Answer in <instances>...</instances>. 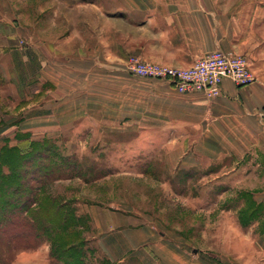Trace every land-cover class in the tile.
Returning a JSON list of instances; mask_svg holds the SVG:
<instances>
[{
	"label": "crops",
	"instance_id": "0c3cea01",
	"mask_svg": "<svg viewBox=\"0 0 264 264\" xmlns=\"http://www.w3.org/2000/svg\"><path fill=\"white\" fill-rule=\"evenodd\" d=\"M31 1L0 0V146L61 139L119 148L129 162L143 151L165 177L222 164L264 203V0ZM216 48L245 55L255 80L225 79L209 98L124 68L130 56L188 67ZM83 205L91 240L116 264H217L130 202Z\"/></svg>",
	"mask_w": 264,
	"mask_h": 264
},
{
	"label": "rangeland",
	"instance_id": "374dc122",
	"mask_svg": "<svg viewBox=\"0 0 264 264\" xmlns=\"http://www.w3.org/2000/svg\"><path fill=\"white\" fill-rule=\"evenodd\" d=\"M49 140L61 156L78 161L73 177L53 181L46 191L61 201L73 200L77 214L88 216L83 236L88 240L86 259L91 264L116 262L107 260L101 246L91 240V218L83 210L86 201L130 202L160 234L190 255L201 253L217 264H264V203H258L254 193L243 187L239 174L231 176L222 164L197 165L175 173L171 169L165 177L167 170L160 163L146 161L150 154L143 151L132 155L133 162H129L116 147L98 146L90 152L81 143ZM124 158L128 163L119 162ZM122 169H129L131 175H124ZM109 173L118 175L99 179ZM48 248L50 244L43 242L20 250L11 264H50Z\"/></svg>",
	"mask_w": 264,
	"mask_h": 264
},
{
	"label": "trees",
	"instance_id": "16d2710c",
	"mask_svg": "<svg viewBox=\"0 0 264 264\" xmlns=\"http://www.w3.org/2000/svg\"><path fill=\"white\" fill-rule=\"evenodd\" d=\"M77 170L78 161L61 156L47 138L26 148L8 141L0 146V264H11L18 251L43 242L50 244V264H91L83 236L88 216L77 214L73 200L46 191Z\"/></svg>",
	"mask_w": 264,
	"mask_h": 264
},
{
	"label": "built area",
	"instance_id": "2783aa9c",
	"mask_svg": "<svg viewBox=\"0 0 264 264\" xmlns=\"http://www.w3.org/2000/svg\"><path fill=\"white\" fill-rule=\"evenodd\" d=\"M124 68L134 76L159 80L179 92L199 91L209 98L222 93L221 84L225 79L238 86L255 80L245 55L221 48L204 53L188 67L159 64L130 56Z\"/></svg>",
	"mask_w": 264,
	"mask_h": 264
},
{
	"label": "water",
	"instance_id": "95a60500",
	"mask_svg": "<svg viewBox=\"0 0 264 264\" xmlns=\"http://www.w3.org/2000/svg\"><path fill=\"white\" fill-rule=\"evenodd\" d=\"M194 251H196V250L194 249Z\"/></svg>",
	"mask_w": 264,
	"mask_h": 264
}]
</instances>
